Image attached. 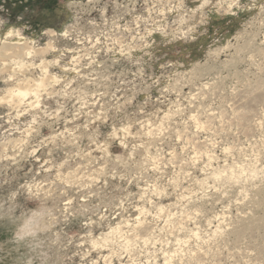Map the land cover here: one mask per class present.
Wrapping results in <instances>:
<instances>
[{"label":"clouds","instance_id":"clouds-1","mask_svg":"<svg viewBox=\"0 0 264 264\" xmlns=\"http://www.w3.org/2000/svg\"><path fill=\"white\" fill-rule=\"evenodd\" d=\"M194 2L188 14L202 30L187 28L180 40L169 33L172 41L160 51L150 50L151 32L138 29L134 15L127 32L120 26L137 0H77L82 12L99 14V23L88 20V31L43 26L31 40L17 39L19 31L0 19V264H171L173 255L176 264H189L180 247L194 255L202 244L194 229L205 231L189 205L215 186L216 174L227 180L223 169L240 161L245 175L255 167L264 184V161L256 165L264 124L253 116L264 121V0ZM109 4L122 14L107 16ZM230 26L260 43L227 78L223 107L194 76L195 95L170 98L169 84L153 98L155 80L145 84L148 91L129 89L113 56H101L123 47L129 61L128 52L139 49L148 60L129 61L138 78L149 63L172 71L193 60L202 40L221 42ZM68 41L76 43L71 59ZM210 104L228 118L214 115ZM197 117L208 123L206 134L197 130ZM256 127L258 140L242 148L245 130Z\"/></svg>","mask_w":264,"mask_h":264},{"label":"rangeland","instance_id":"rangeland-1","mask_svg":"<svg viewBox=\"0 0 264 264\" xmlns=\"http://www.w3.org/2000/svg\"><path fill=\"white\" fill-rule=\"evenodd\" d=\"M82 2L87 3V0ZM118 3L123 4L125 0H118ZM128 7L133 6L129 4ZM196 7L198 4L194 0H147V2L137 0L134 14L124 15L120 26L127 32V22L133 19L134 15L136 27L142 31L151 32V38L148 41L150 50L160 51L163 50L164 43L172 41L173 37L168 35L169 33L180 40L181 34L187 28L202 30V25L197 22V19L188 14V10ZM122 12L123 9L116 4H109L106 9V15L109 17ZM78 15L82 16L79 25L76 23ZM18 17L21 18V22H17ZM0 19L6 21L5 27L9 31L13 29L19 31L20 35L17 39L21 37L31 40L39 35L43 26H55L57 32L66 31L69 27H83L85 31H88L92 26L87 21L94 19L99 23V14L95 11L82 12L77 0H0ZM251 23L257 31L262 27L257 20H252ZM153 27L160 30L152 31ZM212 34H215V27L210 29V35ZM103 39L100 36L96 37L97 41ZM259 43V40H249L247 33L230 26L221 42L213 44L210 40H202L201 45L204 47L196 46L194 58L189 64H183L172 71H164L160 64L149 63L142 70L143 75L140 78L136 75L137 66L129 61L140 57L148 60L147 53L132 49L128 52L129 61H124L121 56L124 49L121 47L114 52L102 51L101 56L105 54L113 56L115 63L119 65L115 70L124 73L129 89L139 88L142 91H148L145 84L151 85L155 80L156 86L152 88L153 98L159 96L161 88L167 89L169 84L175 90L170 98H175L177 92L195 95L192 89L195 87L198 91L199 84L193 83L194 76L195 79L205 83L210 99H216L218 103H221L224 99L222 90L226 86L227 78L233 70L241 67L246 50L256 49ZM64 46L70 49L67 56L71 59V49L76 47V43L68 41ZM47 59H52V56H47ZM205 61L208 62L205 63ZM212 80H215V84L210 83ZM0 86H3L2 82ZM209 106L214 115H220L222 120L228 118L224 113L218 112L216 107L211 104ZM221 107H223L222 103ZM253 116L258 124H264V121L260 119L261 114L253 113ZM195 124L197 130L202 129L205 134L207 133L209 125L206 121L197 117ZM258 134L259 127L246 129L241 137L240 146L251 147L258 140ZM180 147L183 150L186 145L181 144ZM230 148V145H225L224 152L227 153ZM37 155L39 156V153ZM261 161H264V155L257 151L256 165H260ZM223 172L229 173L227 180L222 172L217 173L215 186L204 194V198L196 201L195 207L189 205V214L191 215L194 210L197 213L198 227L205 230L201 233L194 229L197 239L202 241V244L198 245L201 250L192 248L194 255H189L185 248L180 247V252L189 264H264V184L261 183L260 171L254 167L253 174L247 176L245 175L247 168L240 161H236L235 166L228 164ZM171 202L168 201V203ZM246 210L251 212L250 216L242 214ZM201 213L205 217L202 222L199 220ZM182 239L185 238L183 236L178 238V240ZM186 242L189 246L191 245L190 240ZM176 251L177 249L174 248L173 253ZM104 255H107L106 251ZM171 264H176L175 255L172 257Z\"/></svg>","mask_w":264,"mask_h":264},{"label":"bare ground","instance_id":"bare-ground-1","mask_svg":"<svg viewBox=\"0 0 264 264\" xmlns=\"http://www.w3.org/2000/svg\"><path fill=\"white\" fill-rule=\"evenodd\" d=\"M21 37H19L18 39H20Z\"/></svg>","mask_w":264,"mask_h":264}]
</instances>
